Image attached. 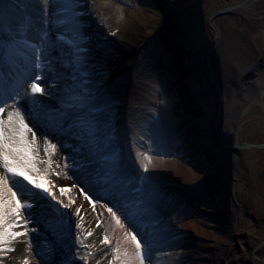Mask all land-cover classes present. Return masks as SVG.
<instances>
[{
  "label": "bare ground",
  "instance_id": "bare-ground-1",
  "mask_svg": "<svg viewBox=\"0 0 264 264\" xmlns=\"http://www.w3.org/2000/svg\"><path fill=\"white\" fill-rule=\"evenodd\" d=\"M39 7L36 0H20L12 18L37 16ZM52 11L48 31L57 40L60 64L68 65L54 68L72 82L66 87L84 90L87 81H73L71 67L78 34L71 23L57 25ZM78 11L91 41L89 57L103 76L92 90L103 86L116 95L123 158L133 173L142 160L163 189L152 193L162 215L158 222L148 221L155 227L149 228L154 245L146 264H264V0H78ZM104 17L115 24H100ZM127 27L141 42L117 39ZM17 71L0 60V77L10 79ZM67 116L42 114L53 125ZM36 123L33 155L39 175L71 208L24 181L33 195L21 203L33 209L22 212H30L34 222L27 236L4 246L15 250L0 252V264H60L69 249L76 253L72 264H124V252L134 251L125 237L128 225L115 223L102 207L105 198L84 181L83 169L66 159L83 148V137L63 147L41 135ZM155 168L160 174H153ZM113 179L135 183L134 175ZM61 188L68 191L61 194ZM85 194L99 201L95 210ZM105 236L110 244L101 243Z\"/></svg>",
  "mask_w": 264,
  "mask_h": 264
},
{
  "label": "snow or ice",
  "instance_id": "snow-or-ice-1",
  "mask_svg": "<svg viewBox=\"0 0 264 264\" xmlns=\"http://www.w3.org/2000/svg\"><path fill=\"white\" fill-rule=\"evenodd\" d=\"M19 3L20 0H0V60L18 69L10 79L0 77V167L5 170V174H0V252L14 251L4 246L11 244L17 237L27 236L28 225L34 222L30 212L27 216L22 212L33 209V204L21 203L22 197L33 195L31 190L25 188L24 181L62 208H71V204H65L47 186L48 181L39 175L36 167L33 144L36 137L34 129H37L36 122H39L41 135L51 136L63 147H71V141L83 137V148L66 159L70 158L78 170L83 169L84 181L92 184L105 198L102 207L115 223L121 228L128 225L125 237L134 243V251L131 254L124 252V264H146V261L152 259L154 245V234L149 228L155 227L148 221L158 222L162 215L152 193L162 192L163 189L148 174V166L142 160L140 171L133 173L123 158L114 119V90L103 86L92 90L91 86L97 79L102 80L103 76L98 74L89 57L91 41L83 28L78 0H36L40 5L39 15L16 17L13 20V13ZM50 7L53 9L52 15L58 17L55 21L57 25L71 23L78 34L79 43L72 42L74 63L71 67L76 73L73 81L77 77L87 81L84 90L74 86L66 87V84L72 82L64 81L60 72L54 68L58 64L60 68L68 65L60 64L61 52L57 40L48 31ZM41 82L45 83L46 88L41 87ZM56 83L61 86L55 88ZM49 111L67 112L68 116L63 124L53 125L42 117L43 113ZM29 134L32 139H29ZM50 147L55 150L56 144H50ZM148 147L151 150L152 146ZM146 158L151 160V157ZM132 175L135 176V183L113 179ZM80 190L84 191L83 188ZM66 191L65 188L60 189L61 194ZM85 199L95 210L99 201L93 200L88 194H85ZM145 205L150 209L147 214L142 211ZM74 214L79 216L80 209H75ZM99 223L97 221V226ZM76 227L81 225L78 223ZM31 231L35 233L37 229L33 227ZM141 231L144 234L139 236ZM86 235L91 236L92 233ZM101 243L111 242L105 236ZM116 252L119 258V247ZM75 257L76 253L69 249L67 254H63L60 264H72ZM41 258H44L43 255ZM24 264L29 262L25 260Z\"/></svg>",
  "mask_w": 264,
  "mask_h": 264
},
{
  "label": "rangeland",
  "instance_id": "rangeland-1",
  "mask_svg": "<svg viewBox=\"0 0 264 264\" xmlns=\"http://www.w3.org/2000/svg\"><path fill=\"white\" fill-rule=\"evenodd\" d=\"M102 20H104V21L106 20V21L104 22ZM102 20H101L100 24H106V25H114L115 24V20H110L107 17H104ZM117 39L123 41V43L129 42V43L138 44L139 42H141L142 36L138 33L137 34L134 33L132 31L131 27H127L125 29V31H122L118 34ZM143 143H144V141H143ZM165 162L168 164V161L166 159H165ZM171 165L175 166L174 164H171ZM154 171H156V172H154L153 174H156V173L160 174V171L157 168H155ZM189 177H191V180H192V176H189Z\"/></svg>",
  "mask_w": 264,
  "mask_h": 264
}]
</instances>
